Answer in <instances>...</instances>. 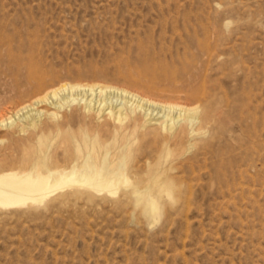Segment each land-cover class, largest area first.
Returning <instances> with one entry per match:
<instances>
[{
    "label": "rangeland",
    "instance_id": "rangeland-1",
    "mask_svg": "<svg viewBox=\"0 0 264 264\" xmlns=\"http://www.w3.org/2000/svg\"><path fill=\"white\" fill-rule=\"evenodd\" d=\"M10 55L21 59L20 72ZM0 62L2 109L20 97L14 78L26 83L34 71L47 87L116 86L191 106L190 86L202 84L200 105L215 116L206 138L177 141L153 127L121 131L77 106L26 134L16 129L4 139L1 130L0 162L15 166L64 134L83 146L81 133L90 130L103 143L118 132L135 154L128 166L114 158L103 170H131L130 189L118 198L73 190L0 210V264H264V0H0ZM151 168L174 185L157 201L156 223Z\"/></svg>",
    "mask_w": 264,
    "mask_h": 264
},
{
    "label": "bare ground",
    "instance_id": "bare-ground-1",
    "mask_svg": "<svg viewBox=\"0 0 264 264\" xmlns=\"http://www.w3.org/2000/svg\"><path fill=\"white\" fill-rule=\"evenodd\" d=\"M11 58L12 57L10 55V60ZM12 59L13 60L10 61L11 63L9 62L10 66L15 67V73L20 72L22 70L21 68L24 66L22 65L23 63L21 59L18 56H15ZM27 65H29V62ZM7 68L9 69V66H7ZM34 73V71H31L26 83H20L18 79L14 78V85L12 84L13 92L18 90L16 94H20V97L17 98L16 101L8 102V104H6V108L4 109H2L1 106L3 105L0 101V131L5 130V134L7 133L4 139L8 137L11 138V134L14 133L16 129H20V132L25 133L30 128H36L41 119L44 117H47L50 120L58 119L62 112L64 113L67 109L76 106L84 113H90V115L91 113H95L99 118L100 116L106 117L107 119L120 125L121 131L132 128V130H134L133 135H137L139 132L145 131L146 128L148 129V127H153V132L156 135H160L163 132H170L171 135H174L173 139L175 141L183 138L184 136L191 138H201L204 136L206 138L205 135L209 133L211 129L210 125H212L215 119V116L210 109L203 108L200 105V103L207 97L204 87L199 88L202 84L201 86L198 85L199 87L194 85L195 88L194 86H190V88L195 89V92L193 93V100L191 101H194L197 104V106H191L192 104L183 105L177 102H166L162 101V99L158 100L135 90L116 86L68 83L59 87H52L53 85L47 87V85L43 83L42 79H38L36 74L34 76ZM7 75H9V77L11 76L10 74ZM174 77L176 78L175 74ZM9 80H11V77ZM24 88H27L28 90L31 88L34 89L31 93H22V89ZM190 90L192 91V89ZM182 91H184V89ZM3 100H5V98ZM23 121L25 122L23 123ZM19 123H22L21 128ZM16 131L18 132V130ZM90 131L81 133L83 146H75V144H73V136L64 134L61 141L59 139H53L50 143H47V148H44L43 146L44 141L42 142V145H40L41 143L38 144L41 149L39 154L38 152L37 155L35 154L36 156L28 154L26 157L22 158L21 161L17 158L16 162L18 163L16 164H19V167L15 166L13 164L14 162H0V210L43 205L52 201L59 195L67 196L66 193L73 190L76 191L73 193L77 196H81L80 193L82 192L90 194L91 197L89 196L87 199L93 198L92 195L94 194H108L110 196H116L124 188V192L128 191L127 188H129L131 184V180L129 178L130 175L128 174H132L130 169H126V167L125 169H122L124 168V165H122V167H118V169H116L117 172L112 173L114 175H111V177L104 174L103 170L114 158L115 160H122L123 162L125 159L128 161L125 165L128 166L130 160L134 157L132 156L133 152L131 146L128 147L126 152L124 148L128 145V142L125 139L120 138V134H118V132L115 136L113 135L114 137L111 143H103L102 141L92 139L90 136L92 131ZM146 133L143 135V138L144 136L149 135ZM15 134L16 133H14V135ZM104 140H106V138ZM9 141L10 139L7 140V142ZM11 141H13V139ZM159 142L155 141L158 145ZM200 143L201 141L199 144ZM167 144L168 143H166V145ZM196 144L197 143H195V147ZM8 145L6 143V146ZM14 147L15 146H13V148ZM16 148L20 149L19 147ZM2 149H4V147ZM12 149L10 151L14 152ZM60 149L62 150L63 163H61L58 155V151ZM102 149L105 150V153H101ZM5 150L2 151L0 149L3 153ZM33 153L31 152V154ZM5 157L7 158V156ZM4 158L2 157V159ZM163 158L166 162L171 163L174 159V155L171 154L170 151L164 150ZM116 165H118V163H116ZM120 165L121 164H119V166ZM191 170L193 171V169ZM156 171L157 170L155 168L150 169L148 175L151 176V181L155 178ZM115 174H118V176ZM155 179L156 180L152 184L153 199L150 201L149 211L152 214L153 222L156 223L159 221V208L157 201L165 196L171 197V190L174 185L165 181L163 178ZM132 184L133 186L135 184L140 187L142 185L138 180ZM95 198H98V196H95Z\"/></svg>",
    "mask_w": 264,
    "mask_h": 264
}]
</instances>
